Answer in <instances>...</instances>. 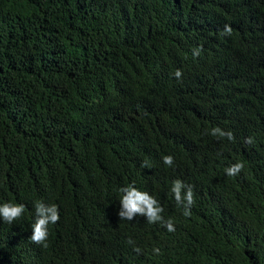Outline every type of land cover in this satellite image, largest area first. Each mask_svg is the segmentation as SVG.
Wrapping results in <instances>:
<instances>
[{
  "label": "trees",
  "instance_id": "1",
  "mask_svg": "<svg viewBox=\"0 0 264 264\" xmlns=\"http://www.w3.org/2000/svg\"><path fill=\"white\" fill-rule=\"evenodd\" d=\"M133 181L174 232L120 220ZM37 200L59 206L47 247ZM4 202L25 211L0 218V264H264V0H0Z\"/></svg>",
  "mask_w": 264,
  "mask_h": 264
},
{
  "label": "clouds",
  "instance_id": "2",
  "mask_svg": "<svg viewBox=\"0 0 264 264\" xmlns=\"http://www.w3.org/2000/svg\"><path fill=\"white\" fill-rule=\"evenodd\" d=\"M233 29L230 25L225 24L223 28V35L231 36ZM201 49H194L193 55L198 56ZM174 77L176 79L182 78V71L177 69L174 72ZM212 136L218 138H226L229 141H234L235 137L231 130L225 131L219 126L213 127L211 129ZM245 142L248 144L254 143L252 137H247ZM163 163L172 167L174 164V157L172 155H165L162 157ZM142 167H149L148 162L145 161L142 164ZM244 168L242 162H236L226 168V175L229 177H235L241 173ZM171 193L174 196L176 204L178 207L183 209L184 216L191 215V208L195 204L193 186L190 184L184 183L180 179H175L172 181V186L170 189ZM121 193L120 210L118 216L120 220L132 221L136 216H142L146 218V221L150 224L161 223L168 232H174L175 226L171 218L167 220L164 218L162 213L164 208L161 206L160 202L149 192L141 191L135 186V182L122 186L119 189ZM35 209V218L34 222L31 225V236L30 240L32 243L40 245L42 247H47V241L49 236V225L58 223L60 219L59 215V206L55 203L46 204L41 200H37L34 203ZM25 205L23 203H13V202H4L0 204V218L8 224H12L14 221L21 218L24 214ZM128 243L132 244L133 241L129 240ZM134 251L137 253L140 252V249L134 248ZM159 249H153L155 254H159Z\"/></svg>",
  "mask_w": 264,
  "mask_h": 264
}]
</instances>
